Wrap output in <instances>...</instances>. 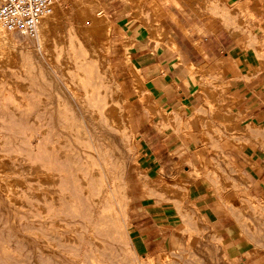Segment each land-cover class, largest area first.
<instances>
[{
	"label": "rangeland",
	"instance_id": "rangeland-1",
	"mask_svg": "<svg viewBox=\"0 0 264 264\" xmlns=\"http://www.w3.org/2000/svg\"><path fill=\"white\" fill-rule=\"evenodd\" d=\"M130 1L139 9L145 0ZM61 2L69 8V0ZM80 2L82 6L69 8V21L63 23L64 29H54L55 39L48 54L44 49L48 36L41 34L40 23L39 39L44 56L26 41L17 49L15 64L0 63V165L10 160L11 171H17L10 178L23 177V181L17 178L20 182L8 184L9 191L17 198L6 208L8 212L0 201V264H35L34 255L36 261L40 255L52 256L54 264L194 262L195 257L184 255L153 261L135 252L130 237V213L134 205L131 196L135 195V187L147 183V178L142 170L130 108L135 95L145 100L146 89L132 64L129 50L132 42L116 40L114 25L102 3L88 16L83 10L88 0ZM154 8L160 10L161 5L155 2ZM136 19L145 26L143 16ZM153 29V38L162 42L159 27L154 25ZM249 34L246 50L254 61H259L252 65L253 70L264 71V36L256 37L251 31ZM5 43L6 40H0V47ZM106 102L116 106L118 120L111 122L107 118ZM260 124V128L254 127L260 133V145L254 144L255 148L260 147V177L256 175L260 179L259 191L253 189L237 209L242 216V237L249 241L250 251L243 257L246 264H264V121ZM40 149L46 151L44 155L55 170L51 176L64 180L60 189L48 192L46 201L39 197L37 185L23 170L36 162ZM254 183L250 181L249 187H255ZM39 229H43L44 235ZM31 237L45 239L41 242L47 245L45 254L33 246ZM7 238L12 242L10 247L5 244Z\"/></svg>",
	"mask_w": 264,
	"mask_h": 264
},
{
	"label": "crops",
	"instance_id": "crops-1",
	"mask_svg": "<svg viewBox=\"0 0 264 264\" xmlns=\"http://www.w3.org/2000/svg\"><path fill=\"white\" fill-rule=\"evenodd\" d=\"M100 1L116 40L132 42L146 89L130 108L147 178L131 196L136 254L246 264L249 241L237 209L258 190L254 127L264 121V71L253 70L259 61L246 49L250 31L264 36V0H145L139 9L130 0Z\"/></svg>",
	"mask_w": 264,
	"mask_h": 264
},
{
	"label": "bare ground",
	"instance_id": "bare-ground-1",
	"mask_svg": "<svg viewBox=\"0 0 264 264\" xmlns=\"http://www.w3.org/2000/svg\"><path fill=\"white\" fill-rule=\"evenodd\" d=\"M65 1V0H64ZM88 5L86 6V4H85V6H83V10H84V12L89 16V15H91V13L93 12V11H96L97 9H98V7H99V5H101V3L98 1V0H88V3H87ZM72 6H82L81 5V2H80V0H69V8L70 7H72ZM69 8H66L65 7V4H64V2H61V1H59V2H56L55 4H54V7H53V11H52V13L50 14V15H48V16H46V17H44L43 19H42V22H40L41 24V29H42V33L41 34H47V36H48V38H46L45 37V39H47L46 40V43H45V48L44 49H46V51H47V54H48V52L50 51L49 50V46H51V42L55 39V37H54V29L55 30H57L59 27H60V29H64V27L62 26L63 25V23H65V22H68L69 21V19H68V12H69ZM95 20V19H94ZM102 23L104 22V19H101L100 20ZM96 22H98V20L96 21ZM1 31H0V40H6V43H5V45L4 46H1L0 47V63H4L5 61H8L10 64H15V62L17 61L16 59L18 58V51H17V49H18V47H19V45H23L24 43H26V41H27V43L28 44H31L32 46H34L35 48H37V50L39 51V53H40V55H42V56H44V54L41 52L42 51V47L40 46L41 45V41H40V39H39V26H38V33H37V36L36 37H34V38H30V37H28V36H25V35H22V34H19L18 33V36H16V35H13V34H11L9 31H6V30H3V29H0ZM12 33H14V32H12ZM44 37V36H43ZM41 38V37H40ZM43 39V38H42ZM44 39V40H45ZM33 40L35 41L34 43H32L33 42ZM31 51V50H30ZM46 53V52H45ZM130 57V56H129ZM128 58V57H127ZM129 62V61H128ZM129 64V63H128ZM48 66V65H47ZM11 67V66H10ZM17 67H18V64H17ZM132 67V66H131ZM134 68V67H133ZM136 69V68H135ZM137 71V70H136ZM110 72V71H109ZM140 82V81H139ZM106 105H107V107H106V109L108 110V115H106L107 116V118L108 119H110V121L111 122H113V119H116V120H118L119 119V114H118V110H117V108H116V106L115 105H112V104H109V103H107L106 102ZM96 116V115H95ZM121 118V117H120ZM127 119V118H126ZM65 134V133H64ZM33 136V135H32ZM127 138V137H126ZM133 138V137H132ZM32 141H33V139H32ZM2 142V140L0 141V143ZM98 142V141H97ZM131 143V142H130ZM30 144V143H29ZM41 144V143H40ZM51 144H52V142H51ZM45 146V145H44ZM107 146V145H106ZM1 147V146H0ZM98 147H99V145H98ZM34 148V147H33ZM31 149V148H30ZM63 149V148H62ZM41 151H40V153L37 155V160H36V162H31V164L28 166V168L27 167H25L23 170L25 171V173L27 172V174H29V180H31V182L33 183V184H35V185H37V189L40 191V195H39V197H41V199L42 200H44V201H46L45 199H46V197H47V194H48V192L49 193H51V191H56L57 189H60V187H62L64 184H63V182H64V180L63 179H61V177H59V178H56V177H52L51 175H52V172L53 171H55V170H53L52 168V165H51V162L50 161H47V158L45 157V152L46 151H44L43 149H40ZM103 151V150H102ZM104 152V151H103ZM14 153V152H13ZM15 153H17L16 151H15ZM108 153V152H107ZM66 154V153H65ZM5 156V155H4ZM97 156V155H96ZM9 157V156H8ZM113 157V156H112ZM7 158V157H6ZM75 158V157H74ZM98 158V157H97ZM1 159V158H0ZM63 159V158H62ZM84 159V158H83ZM102 159H103V157H102ZM3 160V159H2ZM6 160V159H5ZM69 160V159H68ZM85 160V159H84ZM62 161V160H61ZM63 161H65L64 159H63ZM71 161V160H70ZM113 161V160H112ZM111 161V162H112ZM77 162V161H76ZM2 163H4L3 165H0V201H2V202H4V205H5V209L8 207V205H10V203L12 202V200H14V199H17V198H15V197H13V194L9 191V188H8V184H10V185H12V183L13 182H16V181H19V180H21V181H23V177L21 176V175H15L16 177H11L10 178V175H11V173L12 174H14L15 172H17V171H11V166L13 167V165L11 164V162H10V160H8V161H6V162H2ZM1 163V164H2ZM18 163V162H17ZM23 163V162H22ZM62 163V162H61ZM66 164H67V162H65ZM100 163V162H99ZM106 163V162H105ZM65 164V165H66ZM81 164V163H80ZM110 164V163H109ZM69 165V164H68ZM67 165V166H68ZM117 165V164H116ZM19 166H21V164H19ZM119 166V165H118ZM110 167H112L111 165H110ZM77 168V167H76ZM118 168V167H117ZM21 169V171H22V168H20ZM71 169V168H70ZM109 169V168H108ZM27 170V171H26ZM119 170V169H118ZM65 172V171H64ZM116 172V171H115ZM121 172V171H120ZM67 173V175L69 174L68 172H66ZM110 173V172H109ZM108 174V173H107ZM111 174V173H110ZM114 174V173H113ZM118 174H119V172H118ZM104 175V174H103ZM120 175V174H119ZM61 176V175H60ZM63 176H65L64 174H63ZM90 176V175H89ZM101 176H102V174H101ZM25 177V176H24ZM87 176H85V178H86ZM111 177V176H110ZM19 180H18V179ZM69 178V177H68ZM81 178V177H80ZM115 178V177H114ZM83 179V178H82ZM95 179V178H94ZM70 180V179H69ZM83 180H85V179H83ZM113 180V179H112ZM122 180V179H121ZM67 181V180H66ZM123 181V180H122ZM20 182V181H19ZM58 182H61L60 183V186H58ZM77 182V181H76ZM118 182H119V180H118ZM27 186V185H26ZM122 186V185H121ZM18 187V186H17ZM74 187V186H73ZM71 185H70V188H73ZM103 187V186H102ZM11 188H14V187H11ZM66 188V187H65ZM83 188V187H82ZM68 189V188H67ZM66 189V190H67ZM103 189V188H102ZM34 189H32L31 191H33ZM72 190H74V189H72ZM12 191V190H11ZM21 191V190H20ZM71 191V190H70ZM69 191V192H70ZM82 191V190H81ZM102 191V190H101ZM29 192V191H28ZM73 192H75V191H73ZM87 192V191H86ZM24 193V192H23ZM30 194V193H29ZM17 195V194H16ZM35 196V195H34ZM60 196V195H59ZM58 196V197H59ZM105 197V196H104ZM101 198V197H100ZM35 199V198H34ZM105 199V198H104ZM103 199V200H104ZM90 200V199H89ZM101 200V199H100ZM91 202V201H90ZM106 202V201H105ZM1 203V202H0ZM16 203H17V201H16ZM103 203V202H102ZM45 204V203H44ZM99 204V203H98ZM1 205H3V204H1ZM77 205H78V203H77ZM105 205V204H104ZM41 206V205H40ZM43 206V205H42ZM84 206V205H83ZM109 206V205H108ZM4 207V206H3ZM81 207V206H80ZM97 207H98V205H97ZM107 207V206H106ZM20 208V207H19ZM8 209V208H7ZM6 209V210H7ZM97 209V208H96ZM24 210V209H23ZM38 210H40V209H38ZM80 210H81V208H80ZM87 210V209H86ZM100 210V209H99ZM101 211V210H100ZM103 211V210H102ZM4 212H5V210H4ZM7 212H8V210H7ZM21 212V211H20ZM95 211H92V213H94ZM6 213V212H5ZM37 213H39V211L37 212ZM9 214H10V212H9ZM77 214V213H76ZM7 215H8V213H7ZM37 215H40V213L39 214H37ZM47 216V215H46ZM77 216V215H76ZM117 216V215H116ZM8 217V216H7ZM10 217V216H9ZM36 217V216H35ZM88 217V216H87ZM107 217V216H106ZM49 218V217H48ZM96 218V217H95ZM110 218V217H109ZM113 218V217H112ZM8 219V218H7ZM10 219H12L11 217H10ZM35 219V218H34ZM59 219H63V218H59ZM70 220V219H69ZM93 220V219H92ZM109 220V219H108ZM125 220V219H124ZM29 221H31V220H29ZM35 221H37L36 219H35ZM59 221V220H58ZM64 221H65V219H64ZM123 221V220H122ZM14 222V221H13ZM13 222L12 223H10L11 225L13 224ZM39 222H40V220H39ZM82 222V221H81ZM100 223V222H99ZM98 223V224H99ZM9 224V225H10ZM16 224V223H15ZM41 224H43V223H41ZM53 224H55V223H53ZM52 224V225H53ZM129 224V223H128ZM19 225V224H18ZM45 225V224H44ZM44 225H42V226H44ZM85 225V224H84ZM93 225H96V224H93ZM101 225V224H100ZM90 226H91V224H90ZM115 226V225H114ZM14 227H15V225H14ZM53 227H54V225H53ZM95 227V226H94ZM127 227V226H126ZM56 228H58V227H56ZM103 228V227H102ZM9 229H11V228H9ZM14 229V228H13ZM47 229H49V228H47ZM46 229V230H47ZM97 229H98V226H97ZM73 230V229H72ZM93 230V229H92ZM95 230V229H94ZM93 230V231H94ZM109 230V229H108ZM15 231V230H14ZM18 231V230H17ZM76 231V233H77V230H75ZM87 231V230H86ZM92 231V232H93ZM16 232V231H15ZM59 232H60V230H59ZM62 232V231H61ZM67 232V231H66ZM83 232V231H82ZM104 232V231H103ZM14 233V232H13ZM22 233V232H21ZM28 233V232H27ZM39 233H41L42 235H44L43 234V229H39ZM90 233H91V231H90ZM98 233H99V231H98ZM110 233V232H109ZM117 233V232H116ZM23 234H24V232H23ZM52 234V233H51ZM84 234H86V233H84ZM115 234V233H114ZM15 235V234H14ZM74 235V234H73ZM87 235V234H86ZM19 236H20V234H19ZM24 236V235H23ZM103 236V235H102ZM112 236V235H111ZM27 237H28V235H27ZM35 237V236H34ZM34 237L32 238L31 237V242H32V244H33V246L34 245H36V248H37V250L38 251H41L42 253H44L45 254V251L47 250V249H45V247L47 248V245L45 246V245H43L41 242H44L45 241V239L44 238H40V239H34ZM94 238H95V236H94ZM29 239V238H28ZM27 239V240H28ZM66 239V238H65ZM113 239H115V238H113ZM9 240V241H8ZM62 240V239H61ZM106 241V240H105ZM28 242H29V240H28ZM47 242V241H46ZM81 242V241H80ZM88 242V241H87ZM91 242V241H90ZM89 242V243H90ZM12 243V242H11ZM11 243H10V239H6L5 240V244H7L9 247L11 246ZM102 243V242H101ZM30 244V243H29ZM111 245V244H110ZM4 246H6V245H4ZM93 247V246H92ZM12 248H14V247H12ZM94 248V247H93ZM57 249H58V247H57ZM62 249V248H61ZM60 249V250H61ZM10 250V249H9ZM14 250V249H13ZM56 250V249H55ZM55 250H53V251H55ZM67 250V249H66ZM74 250V249H73ZM82 250H83V248H82ZM86 250H87V248H86ZM91 250V249H90ZM97 250V249H96ZM100 250V249H99ZM50 251V250H49ZM88 251V250H87ZM86 251V252H87ZM94 251V250H93ZM24 252V251H23ZM90 252V251H89ZM51 253V252H50ZM35 254V253H34ZM53 254V253H52ZM61 254V253H60ZM85 254V253H84ZM90 254V253H89ZM94 254V253H93ZM102 254V253H101ZM59 255V254H58ZM62 255V254H61ZM100 255V254H99ZM50 256V255H49ZM34 257H35V264H54V262L52 261V256L51 257H45V256H42L41 257V255L40 256H38L37 257V261H36V256L34 255ZM62 257V256H61ZM98 257V256H97ZM44 258H46V259H44ZM63 259V258H62ZM69 260V259H68ZM99 260V259H98ZM61 262V261H60ZM72 262V261H71ZM74 262V261H73ZM81 262V261H80ZM94 262V261H93ZM76 264V263H75Z\"/></svg>",
	"mask_w": 264,
	"mask_h": 264
},
{
	"label": "built area",
	"instance_id": "built-area-1",
	"mask_svg": "<svg viewBox=\"0 0 264 264\" xmlns=\"http://www.w3.org/2000/svg\"><path fill=\"white\" fill-rule=\"evenodd\" d=\"M61 0H0V29L34 38L42 19Z\"/></svg>",
	"mask_w": 264,
	"mask_h": 264
}]
</instances>
